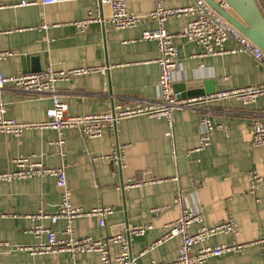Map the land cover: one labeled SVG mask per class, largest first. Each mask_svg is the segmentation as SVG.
Segmentation results:
<instances>
[{"label": "crops", "instance_id": "crops-1", "mask_svg": "<svg viewBox=\"0 0 264 264\" xmlns=\"http://www.w3.org/2000/svg\"><path fill=\"white\" fill-rule=\"evenodd\" d=\"M21 1L0 0L6 5L0 8V52L14 53L0 61L3 76L46 69L101 68L100 72L56 84V94L68 105L71 117L98 114L118 104L157 100L158 46L155 41L143 39L144 32L157 28L156 22L147 18L154 9V0H128L129 11L142 20L136 27L124 30H115L104 22L110 9L99 7L93 0L49 6L42 5L41 0H28L32 4L25 7L7 6ZM191 3L192 0H164L169 9ZM91 11L99 21L82 32L75 23ZM186 24L185 17L171 19L166 30L179 33ZM41 25L47 28L41 29ZM176 44L179 67L173 86L198 82L201 87L195 90L206 95L207 91L214 94L264 83V67L247 54L205 57L196 43L179 38ZM225 46L233 48L232 43ZM0 102L6 109L4 117L27 124L45 121L52 106L51 95L28 93L12 86L0 91ZM175 115L173 138L168 136L166 121L148 117L125 119L118 127L104 129L102 137L92 139L79 129L61 133L33 129L20 137L0 131V173L16 170L13 159L18 157L31 158L48 168L64 167L75 207L83 211L100 206L115 209L106 227H100L96 217L77 218L73 227L78 238H105L125 233L128 227L150 223V231L130 239L137 264L172 263L177 259L180 237L149 248L161 238L165 226L179 219L181 207L175 202L180 195L184 207L202 212L206 227L233 219L239 228L236 236L218 234L198 243L196 249L263 239L264 181L256 194L250 193V185L253 172L264 177V148L251 144L253 121L261 118L264 122V97L248 106L234 100L201 103L178 110ZM203 117L225 129L213 133L205 150L196 151ZM59 139L64 140L63 146L56 144ZM122 146L121 162L100 158ZM154 180L162 181L152 183ZM133 181L141 184L126 187ZM61 198L55 177L0 182V243L9 245L0 246V264H101L97 253L32 255L17 248L46 241L45 236L37 238L32 233L39 224L63 239L64 221L53 225L49 219H31L39 212L54 214ZM199 228L194 225L190 231L194 234ZM110 252L112 258L118 256L115 245L110 246ZM204 264H264V253L258 246H250L240 254L227 253Z\"/></svg>", "mask_w": 264, "mask_h": 264}, {"label": "built area", "instance_id": "built-area-1", "mask_svg": "<svg viewBox=\"0 0 264 264\" xmlns=\"http://www.w3.org/2000/svg\"><path fill=\"white\" fill-rule=\"evenodd\" d=\"M79 0H41L42 5L49 6ZM99 7H108L110 16L104 20L115 30L134 28L140 24L142 17L132 14L128 7V0H93ZM154 9L148 14V19L156 22L157 28L153 31H146L143 34L144 40L155 41L158 46L159 57L156 60L159 65L158 98L156 101H137L132 104H118L112 110H107L94 115L71 117L68 116V105L56 94V84L60 81H71L76 77L87 76L100 72L99 67H78L69 70L46 69L37 73H29L18 76L5 77L0 73V91L7 86L36 94H49L52 99V106L47 110L46 120L36 124L21 123L16 119L4 117L6 109L0 102V131L14 137H20L27 130L52 129L59 133L66 129H79L83 136L87 138H100L104 129L118 127L122 121L135 117H148L155 120H164L168 125V136L174 137L175 113L181 109H192L201 103L218 101H238L245 106L255 104L264 97V83L232 89L214 93L207 96H200L191 99L178 98L174 93V75L179 67V47L176 40L184 38L189 42L198 44L202 49L203 56H218L224 54L244 53L254 60L258 66L264 67V51L255 45L250 39L234 28L215 10H213L205 0H192L186 7L169 9L164 5V0H154ZM260 3L264 15V5ZM32 2L22 0L19 4L7 5L10 7H25ZM0 3V8L5 7ZM179 17H185L187 24L183 31L170 34L166 30L167 21ZM98 15L93 11L75 24L83 32L89 25L99 21ZM41 29H46V25H41ZM226 43H232L233 48L227 49ZM10 51L0 52V61L12 56ZM201 135L199 146L196 151H203L211 143L212 135L217 130H224L222 124H215L209 117L201 119ZM58 145L63 146L64 140L59 139ZM251 144L255 148H264V122L257 118L252 124ZM174 146V142H172ZM122 146L108 157L101 159L121 162ZM174 151V150H173ZM16 170L0 173V182L13 183L17 180H27L34 177H55L56 184L62 192L61 203L54 214L39 212L31 215L34 221L49 219L53 225L59 221L65 222V229L62 232L63 239H58L56 233L50 228H44L40 224L35 226L32 233L37 238L46 237V241L32 247H17L26 250L32 255H50L68 252L72 255L97 253L101 259V264H137L130 249V239L145 235L153 226L150 223L128 227L125 233L111 235L105 238H78L73 227L74 221L80 217H96L100 227H106L107 218L115 212L112 207L100 206L90 211H83L73 205L72 191L68 185L67 174L64 167L48 168L41 162L33 161L28 157H18L13 159ZM154 180L152 183L161 182ZM264 181V177L258 172L251 174L250 193L256 194L259 185ZM141 182H130L126 187L130 188ZM184 199L180 195L175 205L181 207L179 219L164 227L163 235L149 249H153L176 237L182 239L179 247L178 257L172 263L152 264H204L210 258H218L227 253L240 254L250 246H258L264 253V238L250 243L220 244L215 246H204L196 249L195 246L215 235L227 234L236 236L239 228L235 220L229 219L224 224L217 227H206L204 215L199 209H188L183 206ZM154 212H159L155 210ZM200 226L196 233H191L192 226ZM118 248V256L111 257L110 246ZM0 246H9L7 243H0Z\"/></svg>", "mask_w": 264, "mask_h": 264}, {"label": "water", "instance_id": "water-1", "mask_svg": "<svg viewBox=\"0 0 264 264\" xmlns=\"http://www.w3.org/2000/svg\"><path fill=\"white\" fill-rule=\"evenodd\" d=\"M205 1L228 23L264 51V15L258 0ZM261 2L264 5V0H261ZM200 87L201 83L191 82L175 85L173 90L178 98L185 99L204 96V93L195 90ZM207 95H211L209 91L206 92L205 96Z\"/></svg>", "mask_w": 264, "mask_h": 264}]
</instances>
